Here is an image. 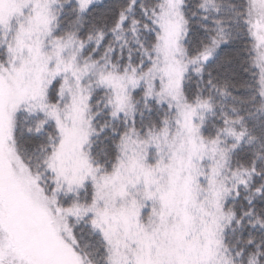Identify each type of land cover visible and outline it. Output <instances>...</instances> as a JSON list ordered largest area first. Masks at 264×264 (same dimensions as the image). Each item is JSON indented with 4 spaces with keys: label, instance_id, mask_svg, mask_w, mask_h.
<instances>
[{
    "label": "snow or ice",
    "instance_id": "6c2138e0",
    "mask_svg": "<svg viewBox=\"0 0 264 264\" xmlns=\"http://www.w3.org/2000/svg\"><path fill=\"white\" fill-rule=\"evenodd\" d=\"M0 264H264V0H0Z\"/></svg>",
    "mask_w": 264,
    "mask_h": 264
}]
</instances>
